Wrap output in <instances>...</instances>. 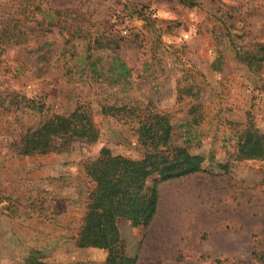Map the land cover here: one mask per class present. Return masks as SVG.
Segmentation results:
<instances>
[{
	"label": "rangeland",
	"instance_id": "374dc122",
	"mask_svg": "<svg viewBox=\"0 0 264 264\" xmlns=\"http://www.w3.org/2000/svg\"><path fill=\"white\" fill-rule=\"evenodd\" d=\"M195 1L0 0V91L36 107L0 111V264H23L33 249L61 264L105 262L107 249L77 247L73 237L91 187L82 162L102 146L142 157L101 105L149 102L171 114L173 142L204 156L208 172L158 185L142 241L131 220L117 219L128 253L136 264H264V160L237 159L247 124L264 133V0ZM14 27L29 29L26 43L8 42ZM84 54L82 67H67ZM116 55L132 69L124 82L109 78ZM94 60L103 77L92 75ZM83 102L97 142L10 153L42 113L67 115Z\"/></svg>",
	"mask_w": 264,
	"mask_h": 264
},
{
	"label": "trees",
	"instance_id": "16d2710c",
	"mask_svg": "<svg viewBox=\"0 0 264 264\" xmlns=\"http://www.w3.org/2000/svg\"><path fill=\"white\" fill-rule=\"evenodd\" d=\"M179 1L188 6L197 5L195 0ZM28 31L18 27L9 29L8 42L26 43L30 37ZM80 57L77 62H74V58H67V67L75 64L73 68H80L90 58L85 54ZM99 61L89 63L94 77L106 75L103 66L98 65ZM111 69L114 74L109 78L113 83L124 82L132 75V69L117 55L112 58ZM25 100L26 104L21 106L23 100L19 99L18 94L0 91V111L8 113L25 107L36 108L33 106L35 100ZM196 108L193 106L191 111ZM101 113L126 126L125 137L137 141L145 152L140 158H131L115 154L110 148L102 146L96 158L82 162L91 187L80 225L73 237L77 247L107 249L108 255L103 264H136L137 257L128 253L117 219L123 217L131 220L142 241L158 210V185L163 181L208 172L203 167L205 157L192 153L186 145L173 142L171 114L151 102L147 105L102 104ZM100 134L90 102H83L67 115L42 113L40 120L27 126L24 134L12 142L9 149L11 154L18 156H47L68 152L76 144H93L99 140ZM237 159L264 160V133L251 124H247L239 134ZM23 264L61 263L47 261L38 250L33 249Z\"/></svg>",
	"mask_w": 264,
	"mask_h": 264
}]
</instances>
